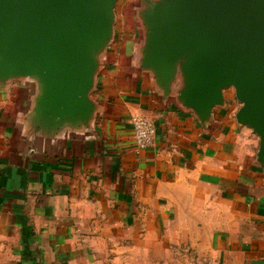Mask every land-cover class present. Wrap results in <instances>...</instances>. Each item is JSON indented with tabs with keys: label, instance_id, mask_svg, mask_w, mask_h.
Instances as JSON below:
<instances>
[{
	"label": "crops",
	"instance_id": "0c3cea01",
	"mask_svg": "<svg viewBox=\"0 0 264 264\" xmlns=\"http://www.w3.org/2000/svg\"><path fill=\"white\" fill-rule=\"evenodd\" d=\"M138 31L124 49L115 28L86 128L36 133V81L0 84V264H264L260 138L233 89L207 125L166 98ZM137 114L152 148L136 146Z\"/></svg>",
	"mask_w": 264,
	"mask_h": 264
},
{
	"label": "water",
	"instance_id": "95a60500",
	"mask_svg": "<svg viewBox=\"0 0 264 264\" xmlns=\"http://www.w3.org/2000/svg\"><path fill=\"white\" fill-rule=\"evenodd\" d=\"M119 0H0V84L38 85L36 133L86 128ZM140 67L203 125L233 89L264 166V0H139Z\"/></svg>",
	"mask_w": 264,
	"mask_h": 264
},
{
	"label": "rangeland",
	"instance_id": "374dc122",
	"mask_svg": "<svg viewBox=\"0 0 264 264\" xmlns=\"http://www.w3.org/2000/svg\"><path fill=\"white\" fill-rule=\"evenodd\" d=\"M138 5L139 0H119L116 8L115 28L118 37V42L116 44H119V46L123 47L124 49H128L131 45L127 42L128 38H130V36L132 38H135L136 33H138V30L140 29V22L137 18V10L139 7ZM133 255H136V252H134ZM160 257L162 258V260H164L165 258L167 259L165 253L161 254ZM161 264L167 263L164 262Z\"/></svg>",
	"mask_w": 264,
	"mask_h": 264
},
{
	"label": "built area",
	"instance_id": "2783aa9c",
	"mask_svg": "<svg viewBox=\"0 0 264 264\" xmlns=\"http://www.w3.org/2000/svg\"><path fill=\"white\" fill-rule=\"evenodd\" d=\"M134 139L138 149L146 150L155 145L157 130L148 117L137 114L132 117Z\"/></svg>",
	"mask_w": 264,
	"mask_h": 264
}]
</instances>
